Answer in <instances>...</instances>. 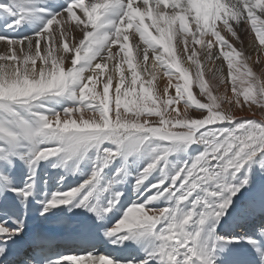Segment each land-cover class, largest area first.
I'll list each match as a JSON object with an SVG mask.
<instances>
[{"label":"snow or ice","instance_id":"6c2138e0","mask_svg":"<svg viewBox=\"0 0 264 264\" xmlns=\"http://www.w3.org/2000/svg\"><path fill=\"white\" fill-rule=\"evenodd\" d=\"M0 47V264H264V0H0Z\"/></svg>","mask_w":264,"mask_h":264},{"label":"bare ground","instance_id":"6f19581e","mask_svg":"<svg viewBox=\"0 0 264 264\" xmlns=\"http://www.w3.org/2000/svg\"><path fill=\"white\" fill-rule=\"evenodd\" d=\"M77 35H79L77 33ZM221 35H223L225 37V39H227L229 42H231L230 40L232 39H235L233 37H231L230 34L226 33L225 31L221 30ZM238 36L240 37L239 41L244 39V43H241V45L239 44L240 42L238 40H236L238 46L240 45V50H243L245 51L246 54H251L252 57H253V60L255 59V55H256V50L254 49L253 47V44H252V36L243 31V30H240L238 31ZM72 36L71 34L69 35V43H72ZM207 39V38H206ZM138 40V38H137ZM239 42V43H238ZM136 43L137 41H133L132 42V47L135 48L136 47ZM232 43V42H231ZM233 44V43H232ZM189 47H191V45H189ZM2 47H0V51H2ZM199 50V48H198ZM178 55L182 58L183 60V67L187 68L188 70L191 68V63H189L187 60H186V57H184V53H183V48L182 46L178 47L176 49ZM206 51V50H205ZM262 56H264V53L261 54ZM201 60H203V52L201 53ZM152 61H149V65H151ZM205 67L206 68H209V67H215V68H222L223 71H224V74L226 75V65L223 63L222 59L219 60V61H216L215 62V65L213 64H210V63H205ZM124 71L125 73L127 74V66L125 65L124 66ZM149 71H151V68H149ZM145 80L148 79L149 77L148 76H144L143 77ZM173 82H175V79L173 80ZM154 85L156 86V88L162 93L163 91V88L167 86V78L163 75V73H158L157 74V79L154 81ZM218 94H224V87L223 86H220L219 88V91H218ZM228 95L230 96L231 93L230 91L228 92ZM238 116H245L247 118H256V119H260L258 116H253V114L251 113V111H249L247 108H245V110L243 112H240V111H237L236 113ZM69 182H73L71 179Z\"/></svg>","mask_w":264,"mask_h":264},{"label":"rangeland","instance_id":"374dc122","mask_svg":"<svg viewBox=\"0 0 264 264\" xmlns=\"http://www.w3.org/2000/svg\"><path fill=\"white\" fill-rule=\"evenodd\" d=\"M251 38H252V37H251ZM230 41L233 43V45H234L237 49H240L239 47H240L241 43H244V39L240 40V41H239L240 43L238 42V43L240 44L239 46H238V44H237V42H236V39H232V40H230ZM231 42H230V43H231ZM256 70L259 71V67H257ZM189 71H190V73H192V74L194 75V73H195V68H194V66H193L192 64H191V68L189 69ZM226 71H227V70H226ZM205 79L207 80V82H208V84H209V87L212 89L213 94H218V91H217L218 80L213 78V74H212V73L207 72V68H206V67H205ZM219 88H220V87H219ZM192 91H193L195 97H196L197 99H199L201 102H207L206 99H205L204 97L200 96V94H199V89H198V88L193 87V88H192ZM224 107L227 108L228 105L225 104ZM181 110H182V109H181ZM253 112L255 113L256 116H258V117H260V118H264V109H255V108H254V109L251 111V113L253 114ZM173 115H175V114L173 113ZM192 115H193V116H196V115H198V113L195 112V111H193V112H192Z\"/></svg>","mask_w":264,"mask_h":264}]
</instances>
